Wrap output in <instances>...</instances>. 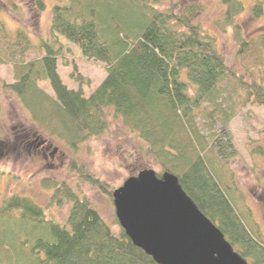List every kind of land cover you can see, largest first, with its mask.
<instances>
[{"label":"trees","instance_id":"obj_1","mask_svg":"<svg viewBox=\"0 0 264 264\" xmlns=\"http://www.w3.org/2000/svg\"><path fill=\"white\" fill-rule=\"evenodd\" d=\"M217 1L223 12L213 24L223 33L232 30L239 69L226 64L217 36L197 18L204 10L199 2L160 9L161 0H63L52 9L51 40L40 42L35 60H12L14 82L3 88L16 95L49 139L72 150L104 134L113 118L137 142L140 155L158 168L159 178L169 173L178 179L235 253L247 264H264V239L250 226L242 201L222 181L212 157L227 161L236 156L228 133L234 106L225 99L226 89L237 95L235 103L264 108V33L246 39L237 23L246 1L251 17L260 18L264 0ZM29 3L38 19L43 0ZM3 8L0 4V13ZM0 24V64L16 50L33 48L28 33L8 31L1 17ZM58 36L78 46L86 60L104 66V80L87 95L79 74L70 77L80 87L70 89L57 73L63 55ZM39 82H47L53 96ZM70 169L112 197L106 184L83 174L73 161ZM42 186L50 191L52 205L69 203L66 219L59 223L47 216L48 208L28 196H5L0 201V264H156L67 184L45 179Z\"/></svg>","mask_w":264,"mask_h":264},{"label":"rangeland","instance_id":"obj_2","mask_svg":"<svg viewBox=\"0 0 264 264\" xmlns=\"http://www.w3.org/2000/svg\"><path fill=\"white\" fill-rule=\"evenodd\" d=\"M62 1L43 0L45 9L38 14L37 19V14H33L35 10L32 7L33 3H29L30 0H0V4L4 6L0 17L5 29L13 33L25 31L33 45V48L25 53L16 50L13 57L7 54L6 57L9 56L10 60L0 64V201L10 194L28 196L42 208H48L45 210L47 216L63 223L70 205L68 202L62 206L52 205L50 191L43 188L42 181L52 179L59 183L64 182L78 196L85 197L111 229L117 232L120 227L115 217L112 197L80 178L77 171L70 169V161H73L83 174L106 184L110 193L122 186L127 178L143 170L144 166L156 172L158 168L150 166L147 159L140 155L137 142L111 117L108 119V129L104 134L83 143L75 150L49 139L43 130L38 129L30 121L16 95L3 88V84L14 82L11 61L19 57L25 61L35 60L41 54L36 47L42 40H51L52 9L57 2L60 4ZM189 1L161 0L162 5H159V8L176 4L180 9ZM192 1L204 5L203 13L197 18L207 30L217 36V47L226 64L232 69H239L232 30L228 29L223 33L213 24L215 20L221 18L222 6L217 0ZM245 4L249 7L248 1ZM248 7L245 13L237 18L246 39L264 33V13L260 18L253 19ZM1 26L0 24L2 37L4 29ZM58 37L63 44V55L57 59V73L70 89L80 87L70 77L72 73L79 74L83 79L81 88L87 95L104 80V66L86 60L81 56L78 46L61 36ZM5 43L6 40L3 45ZM262 53L264 54V50ZM7 60L5 58V61ZM248 61L253 63L251 59ZM38 86L46 94L53 96L47 82H39ZM225 91L228 92L225 93V99L230 106H234V115L228 122V133L236 156L227 161L212 156L214 166L220 170L222 181L230 185L237 193L238 199L242 201L244 206L242 205L241 210L248 217L250 226H255V231L264 239V108L252 104L241 106L239 102L235 103L237 95L233 94V91L229 92V89ZM34 139L38 142L35 141L32 143L33 147L27 148V143L30 144ZM36 143L40 144L38 148H35Z\"/></svg>","mask_w":264,"mask_h":264},{"label":"water","instance_id":"obj_3","mask_svg":"<svg viewBox=\"0 0 264 264\" xmlns=\"http://www.w3.org/2000/svg\"><path fill=\"white\" fill-rule=\"evenodd\" d=\"M111 196L119 226L156 264H247L175 176L145 169Z\"/></svg>","mask_w":264,"mask_h":264},{"label":"flooded vegetation","instance_id":"obj_4","mask_svg":"<svg viewBox=\"0 0 264 264\" xmlns=\"http://www.w3.org/2000/svg\"><path fill=\"white\" fill-rule=\"evenodd\" d=\"M38 142L36 139H34L33 141H31V143L29 144V143H27V148H29V147H33V145L34 144H32V143H34V142ZM36 147L35 148H38L39 146H40V144H38V143H36V145H35Z\"/></svg>","mask_w":264,"mask_h":264}]
</instances>
